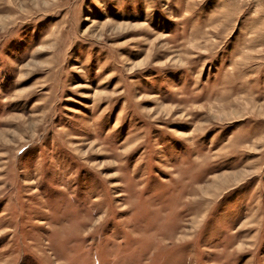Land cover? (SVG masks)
<instances>
[{
    "label": "rangeland",
    "instance_id": "obj_1",
    "mask_svg": "<svg viewBox=\"0 0 264 264\" xmlns=\"http://www.w3.org/2000/svg\"><path fill=\"white\" fill-rule=\"evenodd\" d=\"M0 264H264V0H0Z\"/></svg>",
    "mask_w": 264,
    "mask_h": 264
}]
</instances>
